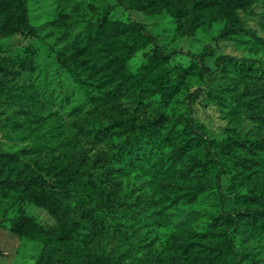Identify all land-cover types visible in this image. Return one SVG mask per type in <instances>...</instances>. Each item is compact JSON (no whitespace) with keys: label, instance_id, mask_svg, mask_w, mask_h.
<instances>
[{"label":"rangeland","instance_id":"rangeland-1","mask_svg":"<svg viewBox=\"0 0 264 264\" xmlns=\"http://www.w3.org/2000/svg\"><path fill=\"white\" fill-rule=\"evenodd\" d=\"M125 1L133 18L169 54L146 74L139 68L153 46L135 36L130 13L122 6L105 14L117 5L115 0H27L33 32L17 22L18 8L0 5V151L6 154V174L42 175L49 181L79 158L90 161L88 177L107 176L110 183L137 191L141 203L156 199L162 224L138 234L146 237L151 252L138 253L130 264H161L158 253L172 255L192 235L214 231L218 217L228 218L226 232L237 253L233 264H264V226L251 214L264 211V203L253 195L264 186V0L239 11L238 30L228 37L221 36L225 20H213L212 10L205 12L210 20L186 34L178 23L176 0ZM191 4L184 2L187 8ZM60 58L72 60L82 85ZM184 71L185 76L178 74ZM161 73H168L164 89L172 93L169 101L158 95L139 100L137 75L149 86ZM118 79L126 80L130 90L106 97ZM197 89L200 93L191 101ZM159 101L167 116L157 136L159 149L145 155L136 151L120 161L107 142L94 138L93 126L142 121ZM190 117L193 134L185 128ZM197 138L228 143L231 152L219 165L204 147L187 148L186 140ZM194 156L209 172L208 179L192 175ZM216 173L221 175L220 192L211 182ZM198 185L207 189L190 202L164 209L169 195H188ZM79 212L71 200L37 196L34 189L3 188L0 264H39L44 252L34 238L39 227L54 232ZM96 240L98 248L113 244Z\"/></svg>","mask_w":264,"mask_h":264},{"label":"trees","instance_id":"trees-1","mask_svg":"<svg viewBox=\"0 0 264 264\" xmlns=\"http://www.w3.org/2000/svg\"><path fill=\"white\" fill-rule=\"evenodd\" d=\"M117 5L106 9L109 14L118 5L130 13L125 0H115ZM191 6L185 7V0H176L180 7L178 23L186 34H192L203 21L210 20L206 11L212 10V19H224L225 28L221 36L228 37L237 32L241 22L239 11L247 9L254 0H190ZM160 4V0H157ZM183 4V6H181ZM0 5L5 7H16L19 9V21L27 32H33L27 14V0H0ZM129 26L136 37L145 43L153 46L152 53L147 61L139 68V71L146 74L157 63L160 57L169 58L159 44L158 37L149 33L140 22L136 21L131 13L128 16ZM193 61L197 60L194 53H189ZM60 62L78 84H83L81 73L77 71L76 65L70 59L60 58ZM198 64V62L196 63ZM172 70V69H169ZM201 73L208 71L207 67L200 68ZM168 74V73H167ZM166 73L158 74L152 79V84L144 86L142 78L137 75L136 96L139 100L145 97L158 95L169 101L171 92L164 89ZM180 76H185L186 72ZM112 89L106 97L115 98L117 95L130 90L131 85L124 79L114 81ZM117 84V85H116ZM200 90L197 89L189 96L194 100ZM160 101L154 106L153 113L146 116L142 121L134 119L115 120L111 124L101 127L93 126L91 131L98 141H105L115 153V157L123 161L133 156L134 152L142 154L146 150H157L161 143L157 136L161 133L167 116L164 113ZM190 107V106H189ZM186 131L190 134L195 131L193 120L185 122ZM155 135V140L151 136ZM187 148L200 150L203 147L209 159L221 165V161L230 154L231 147L228 143L217 140L192 139L186 140ZM260 150L264 152V143L260 144ZM144 151V152H143ZM145 155V154H144ZM97 157L91 163L96 164ZM198 157L194 156L193 176L196 180L200 177L209 178L206 168L199 165ZM6 154L0 151V190H28L34 189L37 196L49 195L55 201L71 200L74 210H80L79 215L73 220L60 222L58 230L46 231L39 227L35 239L44 245V252L39 264H130L136 260L140 252L150 253V246L146 244V237H142L139 230L155 224L160 226L161 210L157 209L156 199H148L141 203L137 191L123 189L117 184H112L107 176L88 177L90 161L83 162L77 158L72 166L52 174L51 180H46L42 175L22 177L19 174L12 176L6 174L8 165ZM155 176V170L152 169ZM222 170V169H221ZM212 185L219 192L221 191V175L216 173L211 179ZM207 189V185H198L193 193L188 195L171 194L164 209L171 205L183 202L186 199L192 201L196 193ZM254 197L264 203V186L253 192ZM256 222L264 226V211L251 213ZM228 218L218 217L215 220V230L212 232H200L192 235L185 243L178 246L172 255L158 253L156 260L161 264H233L237 253L235 252L230 238L226 232ZM109 240L112 246L97 247V238ZM73 239V241H71ZM54 262V263H52ZM237 264V263H235Z\"/></svg>","mask_w":264,"mask_h":264}]
</instances>
